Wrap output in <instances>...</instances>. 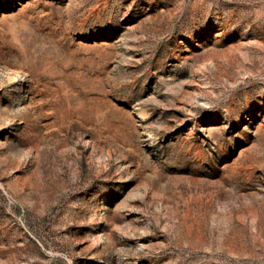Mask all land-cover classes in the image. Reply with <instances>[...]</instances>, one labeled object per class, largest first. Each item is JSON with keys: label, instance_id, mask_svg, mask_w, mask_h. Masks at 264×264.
I'll return each instance as SVG.
<instances>
[{"label": "rangeland", "instance_id": "rangeland-1", "mask_svg": "<svg viewBox=\"0 0 264 264\" xmlns=\"http://www.w3.org/2000/svg\"><path fill=\"white\" fill-rule=\"evenodd\" d=\"M0 264H264V0H0Z\"/></svg>", "mask_w": 264, "mask_h": 264}]
</instances>
